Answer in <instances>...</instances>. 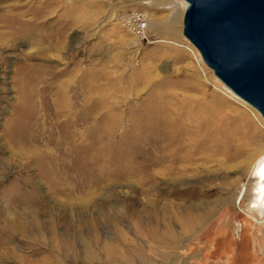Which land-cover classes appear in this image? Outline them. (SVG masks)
I'll return each instance as SVG.
<instances>
[{"label": "rangeland", "instance_id": "obj_1", "mask_svg": "<svg viewBox=\"0 0 264 264\" xmlns=\"http://www.w3.org/2000/svg\"><path fill=\"white\" fill-rule=\"evenodd\" d=\"M149 1L50 0L41 38L0 44V264H264V120L186 3Z\"/></svg>", "mask_w": 264, "mask_h": 264}, {"label": "water", "instance_id": "obj_2", "mask_svg": "<svg viewBox=\"0 0 264 264\" xmlns=\"http://www.w3.org/2000/svg\"><path fill=\"white\" fill-rule=\"evenodd\" d=\"M183 1V35L222 84L264 120V0Z\"/></svg>", "mask_w": 264, "mask_h": 264}, {"label": "bare ground", "instance_id": "obj_3", "mask_svg": "<svg viewBox=\"0 0 264 264\" xmlns=\"http://www.w3.org/2000/svg\"><path fill=\"white\" fill-rule=\"evenodd\" d=\"M48 1L47 0H0V44H5V45H8L10 43L26 44L30 41L31 38H33L34 35L41 38L42 29L48 26V23H44V21L42 20L43 17L46 15V13L49 11L51 6L50 0ZM75 1H81V0H75ZM144 3H150V1L144 0ZM73 6H74V2L70 5V8H73ZM20 56L23 59V64L15 70V74L18 75L25 73L28 69V64L26 63V60L28 59L29 56L28 52L22 51ZM175 127L172 128L173 135L175 133V130L177 129ZM197 142L190 141L189 142L190 148L192 147L194 148ZM229 147L230 146H226V145L221 146L220 144H218L217 147L214 149V151L216 153L223 152L226 153L228 156H233V153H230V151H228ZM194 150L197 149L194 148ZM192 152L195 151H193L192 149ZM257 170L259 173V178L263 180H261L259 186L256 188L255 190L256 192H254L255 199L252 200L251 204L252 207L255 208L258 207L264 208V158L259 164ZM19 227L26 230V227L22 224ZM58 248H60V246H58ZM86 249L87 251H91L89 245H87Z\"/></svg>", "mask_w": 264, "mask_h": 264}, {"label": "built area", "instance_id": "obj_4", "mask_svg": "<svg viewBox=\"0 0 264 264\" xmlns=\"http://www.w3.org/2000/svg\"><path fill=\"white\" fill-rule=\"evenodd\" d=\"M135 25L136 33H138V39L141 41H149V38L145 34L147 23L139 13H134L130 17H127V20H130Z\"/></svg>", "mask_w": 264, "mask_h": 264}]
</instances>
